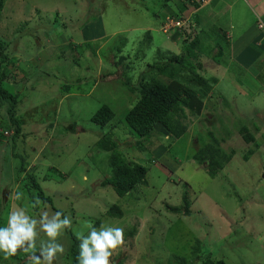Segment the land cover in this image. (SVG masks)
I'll return each instance as SVG.
<instances>
[{"label": "rangeland", "instance_id": "rangeland-1", "mask_svg": "<svg viewBox=\"0 0 264 264\" xmlns=\"http://www.w3.org/2000/svg\"><path fill=\"white\" fill-rule=\"evenodd\" d=\"M157 2L160 1L6 3L1 13L0 37L10 40L16 27L17 34L7 48L15 66L9 69L3 65L8 74L3 87L14 94L20 92L18 115L23 120V133L14 140L0 138V204L7 213L4 210L0 215V227L7 226L8 215L17 208H25L35 219L42 211H48L50 216L61 211L71 217L74 235L79 232L86 236L97 220L124 229L125 244L110 258L111 264H161L174 253L190 261L196 238L204 239L213 259L226 264H264V72L249 74L244 69L214 68L208 58L220 52L217 33L214 35L212 28V9L198 14L203 20L209 17L202 25L208 37L202 38L203 57L198 60L207 61L200 73L207 78L220 77V82L214 85L213 96L206 97L202 116H189L188 110L185 117L177 115V136L156 130L151 137L140 138L125 128V115L138 100L125 81L131 78L130 82L137 86L144 69V63L135 60L136 51L147 54L148 62L154 59L158 45L175 54H180L183 46L178 32L159 27L162 11ZM157 12L160 14L154 17ZM99 16L102 19L98 27ZM167 17L166 13L163 18ZM21 21L29 23L19 28ZM256 21L261 23L259 18ZM220 26L226 28L227 22ZM148 31L150 43L145 35ZM18 40L19 44H14ZM224 46L225 52L219 57L227 60L230 48L226 41ZM214 47L218 48L213 50ZM211 49L215 52L209 55ZM126 54H131L136 63L135 69H129V75L123 77L121 59ZM226 72L238 84H228ZM239 88L255 94L246 98ZM2 105L0 116H5L7 105ZM103 105L115 112V118L104 128L91 121ZM0 122L2 130L7 127L6 122ZM245 126L260 146L245 142L241 134ZM104 131L111 132L119 144L114 153L101 151L96 145ZM208 144L221 148L224 156L233 154L216 177L207 173L206 163L200 159ZM251 151L253 157L246 160ZM112 154L146 166L148 186H139L133 195L124 198L112 187L103 186L113 174ZM52 168L58 169L60 175ZM27 173L34 175L51 202L44 203L40 189L29 179L24 180ZM18 192L21 199H15ZM185 192L192 200L191 214L171 213L167 206H181ZM113 205L123 210L122 219L106 216V210ZM68 231L59 237L65 252L54 264H70L72 240ZM129 231L134 235L128 236ZM41 240H47L43 233L37 238V255ZM26 260L22 252L8 260L0 253V264H26Z\"/></svg>", "mask_w": 264, "mask_h": 264}, {"label": "trees", "instance_id": "trees-1", "mask_svg": "<svg viewBox=\"0 0 264 264\" xmlns=\"http://www.w3.org/2000/svg\"><path fill=\"white\" fill-rule=\"evenodd\" d=\"M8 1L9 0H0V21L2 20L1 13L5 9L6 3ZM159 1V3H156L159 5L160 11H162L160 15L161 17L159 19V24L161 22L159 27L165 29L170 21H179L180 25L166 29L167 32H178L181 37H183V49H180V54H175L171 51L165 50L162 45H158L154 51V59L148 62L147 54L139 53L140 51H136L135 53V60H139V62L141 61L144 63L142 66L144 69L138 76L137 86L130 82L131 78L128 81H125V85L131 88V92L137 94L138 100L135 105L126 113L124 122L126 124L125 128H129L132 133L138 135L140 138L151 137L156 130H167L168 133H173L177 136V123H180L176 116L180 114L185 117L187 116L186 113L188 110L190 112V114H188L189 116L194 115L195 117H201L204 113V110L206 109V97L213 96L214 85H218L220 82V77L218 78L217 76L212 75L210 78H207L204 76V74L200 73L207 67V61L203 62V60H198V58L203 57V54L201 53L203 51L200 49L202 38L208 37L205 34L206 32L202 25L204 24L203 22L209 17L205 16V19L203 20V17L198 16V14L199 11H206L207 5L204 4L207 0ZM141 2L142 0H139L140 4ZM145 7L149 12V7L147 5H145ZM166 13L168 14V17L163 18ZM157 14L159 15L160 13H154L153 16L156 17ZM218 18L219 16L215 17V21L212 23V28L215 30L214 35L217 33V42L219 48L214 47L213 50L218 48V52L221 54L225 52L224 41H226V44H229L231 40L230 36L232 31L234 33V30H230V27L223 28V26H220L222 25V19L218 21ZM101 19L102 18L100 17L98 20V27L100 26ZM260 22L261 23L257 24V26L259 27L261 24H263L262 27L260 26L263 30L264 22ZM28 23L29 21H21L17 25H19V28H21L22 25H26ZM157 27L158 26H156V30H158ZM23 30L24 28L22 31ZM16 34L17 27L13 34H11L10 40L5 39L2 36L0 37V103L1 105L4 104L2 106L7 105L5 108V116H0V121L6 122L7 124V127L3 130L0 126V138H9L13 140L20 137V135L23 133V120L18 115L21 113V109L18 107L20 104L21 95L18 91L14 94L3 87L4 81L8 78V74L2 67L4 64H6L8 68L10 65L13 67L15 66L14 61L9 60L7 48L10 43L13 44L12 41L14 40V36ZM145 35H147L146 39L150 43L152 39L151 32L148 31ZM17 43L19 44V40L14 44L17 45ZM213 50L211 49L208 54L210 55L215 52ZM132 51L134 50L132 49ZM200 54H202V56ZM219 54H217L216 57L212 54L211 57L208 58L209 60L212 59L210 63L215 64L214 68L225 65L224 60L219 57ZM132 58L133 57H131V54H126V56H123L121 59V61L123 60L124 62V65L120 68L123 77L129 75V69H135L134 65L136 62ZM189 59L190 61H188ZM185 71L186 73H184ZM114 118L115 112L113 109L108 105H103L94 114V116L91 118V121L94 124L104 128L110 124ZM262 121H264V119ZM248 123L250 122L247 121V124ZM253 125L255 126L256 122L253 123ZM241 134L243 135L245 142H257V147L260 146V143L256 141L255 136L249 132L247 126L241 128ZM96 145L101 151H113V153L119 148L117 141L112 139L111 132L106 133L105 131L101 133L100 139L97 141ZM248 155L251 156L248 157ZM253 155L254 152L252 151L248 153L247 156H245L246 160H250ZM231 157H233V154L230 156H224L221 148L218 146H212V144H208L205 146L204 152L202 153L200 159L204 160V163H206L205 166L208 170L207 173L211 177H216L230 161ZM110 162L113 174L111 178L104 180L103 186L112 187L119 197H130L134 194L133 192L139 186H148V168L143 164L134 162L131 159H126L120 154H112ZM52 170L60 175L58 169L52 168ZM22 171L26 170L22 169ZM27 179L30 180V184L32 183L35 188L40 189L39 196L42 198L44 203L51 202V199L45 196L40 184L35 181L34 175L27 173L24 180L27 181ZM188 185L189 184H186L187 189H189ZM256 190H259V188L254 189V191ZM191 205L192 200L190 195L188 192H185L183 195V204L181 206L168 205L167 209L173 214L187 216L191 214ZM2 206L3 205L0 204V215H3L4 210L6 213V208H2ZM106 216L115 219H122L124 217V212L120 206L113 205L106 210ZM1 222L2 219L0 220V223ZM100 224L101 220H97V222L94 224V227H100ZM68 232L70 233L72 240L71 248L68 253L69 261L70 264H77L76 257L79 252V241L71 229H69ZM127 235L133 236L134 232L129 231ZM203 240L204 239L196 238V246L193 248L191 254L192 258L190 261L187 257L174 253L172 257H168L166 260H163L161 264H226L224 260L213 259L211 253L206 248L207 245H205Z\"/></svg>", "mask_w": 264, "mask_h": 264}, {"label": "clouds", "instance_id": "clouds-1", "mask_svg": "<svg viewBox=\"0 0 264 264\" xmlns=\"http://www.w3.org/2000/svg\"><path fill=\"white\" fill-rule=\"evenodd\" d=\"M21 196L18 192L15 199H21ZM71 227V217L61 211L51 216L48 211H42L39 219H35L23 207L14 209L8 215L7 226L0 227V253L5 260L22 252L27 257L26 264H54L65 252L59 237ZM40 233L47 240L40 241L37 255ZM75 235L79 241L77 264H111L110 258L125 244L124 229L110 225L101 224L98 229L93 227L86 236L79 232Z\"/></svg>", "mask_w": 264, "mask_h": 264}, {"label": "crops", "instance_id": "crops-1", "mask_svg": "<svg viewBox=\"0 0 264 264\" xmlns=\"http://www.w3.org/2000/svg\"><path fill=\"white\" fill-rule=\"evenodd\" d=\"M204 5H207L206 10L212 9L210 12L215 17L222 16V25L227 22L226 28L230 27V30H234V33L232 31L231 36L229 35L231 37L230 49L227 51L229 58L224 60L223 67L226 70L244 69L249 74L264 72V67H260L264 63V29L258 27L256 21L259 18L264 22V0H207ZM232 76L225 73L226 79L230 80L228 84L231 85L237 83ZM257 77L259 79V76ZM239 90L246 98L255 94L250 93L251 90H246L247 92L242 88Z\"/></svg>", "mask_w": 264, "mask_h": 264}, {"label": "built area", "instance_id": "built-area-1", "mask_svg": "<svg viewBox=\"0 0 264 264\" xmlns=\"http://www.w3.org/2000/svg\"><path fill=\"white\" fill-rule=\"evenodd\" d=\"M177 25H180V22L179 21H170V23L167 25V28L169 27H174V26H177ZM261 27L263 26V24L260 25Z\"/></svg>", "mask_w": 264, "mask_h": 264}]
</instances>
